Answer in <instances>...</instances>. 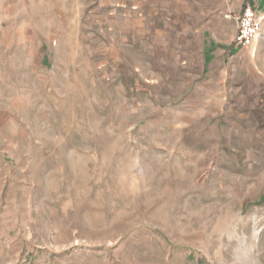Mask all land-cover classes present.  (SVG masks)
Wrapping results in <instances>:
<instances>
[{
  "label": "rangeland",
  "instance_id": "1",
  "mask_svg": "<svg viewBox=\"0 0 264 264\" xmlns=\"http://www.w3.org/2000/svg\"><path fill=\"white\" fill-rule=\"evenodd\" d=\"M248 2L0 0V264H264Z\"/></svg>",
  "mask_w": 264,
  "mask_h": 264
},
{
  "label": "built area",
  "instance_id": "2",
  "mask_svg": "<svg viewBox=\"0 0 264 264\" xmlns=\"http://www.w3.org/2000/svg\"><path fill=\"white\" fill-rule=\"evenodd\" d=\"M228 17L234 19L238 26L235 42L247 48L253 46L263 30L262 18L258 11L248 4L244 6L241 12L228 15Z\"/></svg>",
  "mask_w": 264,
  "mask_h": 264
},
{
  "label": "crops",
  "instance_id": "3",
  "mask_svg": "<svg viewBox=\"0 0 264 264\" xmlns=\"http://www.w3.org/2000/svg\"><path fill=\"white\" fill-rule=\"evenodd\" d=\"M248 4L253 6L255 8V10L260 11L261 13L264 14V0H249ZM242 9H240V11ZM256 43H257V39L255 40L254 45H256Z\"/></svg>",
  "mask_w": 264,
  "mask_h": 264
}]
</instances>
